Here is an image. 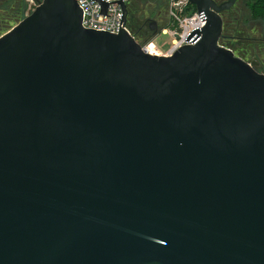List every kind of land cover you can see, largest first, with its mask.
<instances>
[{
	"label": "water",
	"instance_id": "1",
	"mask_svg": "<svg viewBox=\"0 0 264 264\" xmlns=\"http://www.w3.org/2000/svg\"><path fill=\"white\" fill-rule=\"evenodd\" d=\"M189 1L170 56L76 0L0 36V264H264V72L221 43L239 0Z\"/></svg>",
	"mask_w": 264,
	"mask_h": 264
},
{
	"label": "built area",
	"instance_id": "2",
	"mask_svg": "<svg viewBox=\"0 0 264 264\" xmlns=\"http://www.w3.org/2000/svg\"><path fill=\"white\" fill-rule=\"evenodd\" d=\"M83 8V26L89 29L119 33L126 30L139 43L140 41L131 32L127 23V13L125 14L122 3L127 6L130 0H76ZM102 2L107 4L104 8ZM170 15L172 24L160 27L153 38L144 43L142 47L150 54L157 56H170L176 50L186 45L188 35L196 28L205 24L197 10L188 13L191 6L189 0H170ZM37 6V5H36ZM2 35V34H1ZM0 35V36H1ZM164 35L171 38L170 46L164 45L158 40V37Z\"/></svg>",
	"mask_w": 264,
	"mask_h": 264
},
{
	"label": "trees",
	"instance_id": "3",
	"mask_svg": "<svg viewBox=\"0 0 264 264\" xmlns=\"http://www.w3.org/2000/svg\"><path fill=\"white\" fill-rule=\"evenodd\" d=\"M154 4V7L152 5L148 7L149 15L145 14V9H142L141 5L130 7V2L128 4V27L139 41L140 35L146 34V31L149 33L150 37L153 38L154 36L150 26H144L145 21H148L151 15L153 16V14H156L158 16V13L162 11L161 7H159L162 6V2L155 1ZM193 8L195 10V7ZM3 22V18H0V30L4 29ZM257 32V35L254 34ZM234 34H237L234 38L238 39V44L242 45L240 48L233 44L234 46H232V49H234V51L236 50L240 53L253 54L264 53V0H245V2L241 0L239 24ZM140 43L144 42L140 41ZM221 43L228 46V43L223 42V39L221 40Z\"/></svg>",
	"mask_w": 264,
	"mask_h": 264
},
{
	"label": "rangeland",
	"instance_id": "4",
	"mask_svg": "<svg viewBox=\"0 0 264 264\" xmlns=\"http://www.w3.org/2000/svg\"><path fill=\"white\" fill-rule=\"evenodd\" d=\"M155 1L163 3L162 6H159V7H161L162 12H165L164 18H160L156 14H153V16L152 15L150 16V19L148 21H145L144 26L149 27L152 21L156 22V24L158 25L157 28L165 27L168 24L171 25L172 19L170 15V8H171L170 0H130V4H131L130 7L132 6L137 7L138 5H141L142 9H145V14L149 15L148 7L150 5L154 7ZM243 2H245V0H243ZM37 4H38L37 0H0V18H3V21H4L3 22L4 29L0 30V35L6 32L8 29H10L15 24H17L21 19L29 15L35 9ZM193 11H194V8L192 6H190L189 9L187 10L188 13H191ZM145 33L146 34L140 35V41L142 42L149 41L152 38L150 37L147 31ZM254 34L257 35L258 32ZM234 36H237V34H234ZM158 40L164 45V47L168 48L170 46L171 38L169 36L161 35L158 37ZM223 42L228 43V46L231 48L232 46H234L233 44L237 45L240 48L242 47L241 44H238L239 41L236 38H233L231 40L223 39ZM235 52L237 55L242 56L246 60L255 59L259 63L257 69L261 72H264V53H260V54L240 53L239 51H236V50Z\"/></svg>",
	"mask_w": 264,
	"mask_h": 264
},
{
	"label": "flooded vegetation",
	"instance_id": "5",
	"mask_svg": "<svg viewBox=\"0 0 264 264\" xmlns=\"http://www.w3.org/2000/svg\"><path fill=\"white\" fill-rule=\"evenodd\" d=\"M226 0H218V2L220 3H224ZM240 3H241V0L237 1L235 3V5L230 9L228 10L226 13H224V18L225 20L228 21L227 25L224 27V32H223V35L221 37V40L222 39H226V40H231L233 39L235 36H233V34L235 33V30L236 28L238 27V24H239V18H240ZM192 7H195L194 4H190ZM164 14L165 12H159L158 13V17L160 18H164ZM151 27V26H150ZM155 27L157 28L158 25L155 24ZM257 63V66L259 65V63L256 61Z\"/></svg>",
	"mask_w": 264,
	"mask_h": 264
}]
</instances>
